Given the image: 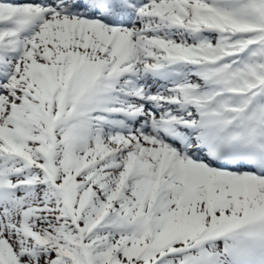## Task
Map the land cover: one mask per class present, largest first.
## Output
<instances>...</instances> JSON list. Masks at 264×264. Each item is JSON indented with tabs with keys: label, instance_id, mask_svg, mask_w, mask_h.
<instances>
[{
	"label": "snow or ice",
	"instance_id": "1",
	"mask_svg": "<svg viewBox=\"0 0 264 264\" xmlns=\"http://www.w3.org/2000/svg\"><path fill=\"white\" fill-rule=\"evenodd\" d=\"M0 264H264V0H0Z\"/></svg>",
	"mask_w": 264,
	"mask_h": 264
}]
</instances>
